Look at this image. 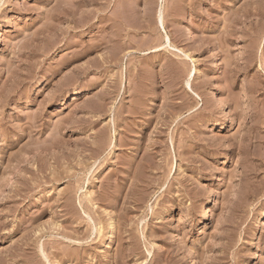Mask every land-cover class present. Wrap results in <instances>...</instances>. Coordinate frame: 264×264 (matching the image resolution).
<instances>
[{"label": "rangeland", "instance_id": "obj_1", "mask_svg": "<svg viewBox=\"0 0 264 264\" xmlns=\"http://www.w3.org/2000/svg\"><path fill=\"white\" fill-rule=\"evenodd\" d=\"M0 264H264V0H0Z\"/></svg>", "mask_w": 264, "mask_h": 264}, {"label": "bare ground", "instance_id": "obj_2", "mask_svg": "<svg viewBox=\"0 0 264 264\" xmlns=\"http://www.w3.org/2000/svg\"><path fill=\"white\" fill-rule=\"evenodd\" d=\"M230 124V119L228 120V122H227V125H229Z\"/></svg>", "mask_w": 264, "mask_h": 264}]
</instances>
